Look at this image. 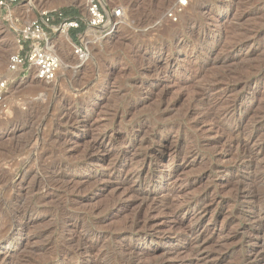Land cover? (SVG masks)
<instances>
[{"label":"rangeland","instance_id":"obj_1","mask_svg":"<svg viewBox=\"0 0 264 264\" xmlns=\"http://www.w3.org/2000/svg\"><path fill=\"white\" fill-rule=\"evenodd\" d=\"M99 1L102 7L120 12L119 17L105 23L108 35L100 30L91 34L84 26L83 32L75 33V38H72L73 32L78 29L67 31L66 43L61 31L47 32L52 40L51 48L62 64L56 80L51 83L21 80L17 73L9 72V56L17 49L14 30L38 19L41 13L49 16L55 28L62 20H70L64 12H74L83 20L84 0H18L12 5L14 26L6 21V12L0 8V80L8 81L0 105V164L4 166L6 160L22 159V154L20 157L15 149L26 151L27 143L31 147L32 135L48 134L49 138L40 145L47 150L45 158L50 159L48 162H60L66 170L73 169L77 180L84 181L78 192L65 195V191H52L54 193L46 196L43 203L35 195V188L37 190V184L45 175L34 171L31 161L28 168L15 166L13 171L10 170V177L5 175L4 179L10 178L13 192H7L12 195L9 198L7 193L1 197L12 201L15 206L11 205V209L29 219L19 217L18 223L23 230L13 235L10 263L44 264L53 255L42 252L43 247L66 235L76 219L80 226L77 234L85 231L94 236L104 231L114 233L127 229L136 210L137 198L149 191L152 195L146 210L154 208L152 216L160 225L151 233H141L140 241L133 240L129 244H143L150 253V264H180V258L184 261L182 264H245L243 257L251 246L242 239L250 241L253 236H250L249 223L241 216L249 206L242 197L256 188L251 192L258 209L264 204V189L257 187L255 166L251 175L240 169L236 178L232 174L223 178L217 176L214 169L221 164H232L242 157L241 151L232 145L231 150L219 158V152H224L227 145L208 143L215 134L207 137L200 131L211 122L210 119L201 120V115L210 102L220 103L212 113L218 115L236 98L244 106L253 98V117L264 114V39L251 42L254 36L264 37V0ZM176 3L180 7L174 13L172 5ZM199 5L211 10L208 18L203 13L205 9H196ZM197 24L200 30L188 35L189 28ZM204 38L206 43L195 45ZM72 45L86 48L83 59L74 55ZM140 79L158 84H141L134 96L133 82ZM248 84H256L255 89H247ZM144 88L151 90L149 97L142 96ZM248 122L250 124L251 120ZM100 131L119 135L107 148L112 154L123 153L126 172L115 176L100 173L112 165H119L113 156L106 158L104 166L94 162L74 169L82 161L86 142ZM58 136L72 139L66 145L65 153L58 152ZM257 141L256 138L255 143ZM256 148L260 152L255 161L262 168L264 147ZM12 154L15 157L10 156ZM158 155H162L161 160H155ZM93 172L98 176L92 177ZM161 172L170 175L161 178ZM206 175L218 184L219 190L222 188L224 194L222 191L221 195L215 196L217 189L206 183ZM121 179H125V188L132 190L130 201H127L132 205L125 211L118 206V200L125 199L123 189L116 190ZM220 179L233 181L232 188L227 189L231 193L220 185ZM237 179L243 180L244 185L239 186ZM167 187L180 189L170 194L165 191ZM206 189L209 193L204 201L209 202L210 207L200 217L197 208L187 206L203 199L201 194ZM18 208L21 210H16ZM93 208H98L97 213H89ZM8 212V209L0 212L3 228L10 226L11 213ZM110 215L113 218L103 223V218ZM169 215L178 218L177 226L172 229L164 226ZM195 226L209 243L198 251L188 249L187 253L180 252L175 258L168 257L170 260L167 258L162 262V255L156 253V249L170 240L171 245L182 248L184 242L178 239L180 230ZM263 240L264 237L253 239L258 250L262 251ZM102 241L96 247L99 250L93 251L94 254L101 253L102 264H132L118 259L116 239ZM263 252L261 264H264ZM53 258L49 264H62L60 257ZM69 264L75 263L70 261Z\"/></svg>","mask_w":264,"mask_h":264},{"label":"bare ground","instance_id":"obj_2","mask_svg":"<svg viewBox=\"0 0 264 264\" xmlns=\"http://www.w3.org/2000/svg\"><path fill=\"white\" fill-rule=\"evenodd\" d=\"M175 2H177V1H175ZM172 6H173V12L176 13V10L179 9V7H180L179 4L176 3ZM197 7L198 8H196V9H198L200 11L201 10L203 11V9H205L203 11V13L206 14V17L211 14V10L209 8H205L202 5H199ZM199 30H200V27L197 24V25H194L193 27L189 28L187 33H188V35L192 36V34H195V32H198ZM88 32L91 33V32H93V30L90 29ZM259 36H257V37L252 36L253 39L251 42L254 43L256 41L261 40L262 38L264 39V37H262V36L259 37ZM61 37L64 39V41L66 43H68L65 31H61ZM206 42H207V40L204 38V39H201L200 41L196 42L195 45L196 46L203 45ZM175 45L178 46V42H176ZM240 46L241 45L236 46L235 48L240 47ZM256 81H258V80H255V82ZM150 83H152V84L154 83L156 86L158 84L157 81L152 80L151 82H147V81H145V79H140L138 81L133 82V88L134 89L132 91V94L134 96L136 94H138L139 85L143 84L145 86H148V85H150ZM255 86H256V84H250V85L248 84L247 89H249V90L253 89L254 90ZM141 93H142V96L146 95L147 97H149L152 92H151V90H149V89L145 90V88H144V90ZM134 96H130V97H134ZM202 101L203 100H201V102ZM205 103H206V100H205ZM219 104L220 103H217V102H215V103L210 102L207 104L206 108L204 109V111L201 115V120L210 119V121H211L210 126H208L207 128H201L200 131L202 133H204V135H206L207 137H209L211 135L213 136L215 134V138H213V140L208 142V143H210L212 145H217V144L219 145V143L220 144L223 143V145H227L226 150L224 152H219V154H218L219 158L224 157L225 152L230 151L232 145H235L236 148L241 151L240 154L242 155V157L239 154L241 158H239V157H238V159L235 158L236 161H234L232 164H230V165L221 164L220 166L216 167V169H214V168H212V169L217 170V176L219 178H223L224 176H226L228 174H232L236 178L240 169H243L244 171L247 170L248 174L251 175L252 172L253 173L255 172V171H253V168L255 166V168L257 170V174L255 176V180L257 182V187L262 188V190H263L264 189V166L262 168H260L262 165L260 164L261 165L260 166L259 164H256V161H257L256 158L260 152V149H258L256 147L257 146L260 148L264 147V114L263 115L261 114V116L259 115V117L256 118L257 115L255 113L256 116H255V118L253 117L254 109H255V108L253 109V106H252L253 98L250 100V102L247 106L246 105L244 106L243 103L240 100H237V98H236V100L231 102V105L228 108H226V109L223 108L220 113L218 112V115L217 114L213 115L212 113L216 110V108L218 107ZM241 106H243V108H242L243 110H241ZM201 108H203V107L201 106ZM193 112H194V110H193ZM193 112H191V113H193ZM134 117L135 116H133V118ZM249 120H251L250 124H248ZM160 131H161V129H160ZM216 134H217V136H216ZM259 135H261V136H259ZM47 137L49 138L48 134H47V136L46 135L44 136L41 133H36V134L32 135L31 136V144H30L31 147H29V143H27V146L25 145L26 149H27L26 151L21 150V149H17V148L15 149V151L18 152V155L22 154V156H23L22 159H20V160H18V159L14 160L13 159L9 162L5 159L6 161L5 160L4 161L7 163L4 164V166L2 165V163L0 164V212L2 213L3 210L5 211L6 209H8L9 210L8 214L11 213V215H10L11 220H9V224H8V222L7 223L5 222L6 225L8 224L10 226H8L7 228H5V227L3 228L2 226H0V264H11L10 260H9L10 245L12 244L14 233L15 232H21L23 230V229H21L22 226L18 223L19 217H21V219H23L25 217V215H21V214H19L18 211L11 209V208H13L12 206H15V205H13L14 203H12V201H9V199L6 200L5 198L1 197V196L5 197L7 195V198H9L12 196V195L9 196L10 193L9 194L7 193L10 191L13 192V190H12L13 185L10 182V178L8 180H6L8 177L4 179L5 175L9 176V174H11L10 172L13 171V170H11L12 168H14L15 166L27 167L28 163L31 161V167L34 168V171L36 169L37 173H41V174L44 173L45 177H43V178L41 177L39 184H37L38 185L37 190L35 188V191L37 192L35 195L40 197L42 202H43V199L45 200L46 196L54 193V192L51 193L52 191H55V192L56 191H63V192L65 191V193H66L65 195H67V192H70L71 194L75 193L76 191L78 192L80 186L84 182V181L83 182L79 181L74 177L73 169L66 170L65 168H63V166L60 164V162H57V161L48 162L50 159L47 160L45 158V156L48 155L47 150L45 147L40 146L41 142L44 141V139H46ZM118 137H119V135L116 134L115 132L109 133L108 131H102V132L100 131L99 134L97 133L95 136L91 137V139H89L88 142H86V147L83 150L84 156L81 157L82 158L81 163L77 164L74 169H78L82 166H86V165L92 164L94 162L104 166L106 158L113 156V160L114 159L118 160L119 165L118 166H116V165L111 166L110 165L111 167H108L106 171L102 170L100 173L104 174L106 172V174H110L112 176L122 174L125 170V167H126V163H125L126 157L123 155L122 152L112 154L110 149L107 148L108 144H111ZM256 138L258 139L257 142L259 144L255 147V144H257V142L255 143ZM71 140L72 139H69V138L67 139L65 137L58 136L56 141L58 143L62 142L60 145L57 143V145L59 147V149L57 148L58 152L59 153H65L66 145ZM127 140H128V138H127ZM251 144L253 147L251 146ZM220 147H221V145H220ZM21 148H24V147H21ZM15 151H13V153H15ZM25 155H26V157H25ZM169 155L171 156L173 154H169ZM10 156H14V155L12 154ZM161 156L162 155H158L157 157L155 156L156 157L155 160H161L162 159ZM11 158L9 157V159H11ZM112 164H114V163H112ZM104 169H106V167ZM125 172H126V170H125ZM93 173H92V177L98 176L97 173H94V174ZM160 174H161V178H165V176L170 175V173L168 174V173H162V172ZM31 175H33V174H31ZM12 179H13V177H12ZM32 180L34 181L35 178ZM32 180H31V182H33ZM135 180H136V178H135ZM118 181L119 182L116 184V190L120 191L121 189H123L124 192H122V193H124V197H125L124 200H120V201L118 200V206L122 209V211H125L128 209L129 205H132V202H130V203L127 202L129 200V198L131 197L129 194L132 193V190L130 188H127V187L125 188V179H123V180L121 179ZM201 181H202V179H201ZM237 181H238V179H237ZM219 182L221 183L220 185L224 186V188H225L224 190H226V191H228L227 189L232 188V186L234 185L233 181H230V180L220 179ZM231 182L233 183V185ZM206 183L212 184V187L214 186L213 189H217V192H215V196L222 194V191H223V190H221L222 188H220V190H219L218 184L213 182V181H210L209 176H207V175H206ZM238 183H239V186L244 185L243 180L238 181ZM34 186H35V181L33 182L32 187L34 188ZM33 188H32V191H33ZM179 189L180 188H177V187H172V188L167 187L165 189V191H166V193L171 194L173 192H176ZM243 189H245V188H243ZM255 189L251 190V191H255ZM32 191H31V194H33ZM251 191L246 192L244 195L242 194L244 196V198L242 197V199H244L246 202H248L249 206L247 207L245 213H242V211H241V213L243 214L241 216L250 225L249 227H250L251 238H252V236H253V239L254 238H260V237L263 238L264 237V204L260 208L257 207L258 209H256L257 203L255 202L256 200L254 201V197L252 196L253 193ZM212 192H214V191H212ZM151 193L152 192L148 191V193H144L143 195H141L140 197L137 198L136 210H135V213L133 214L132 220L129 222L130 224H128L129 226L127 227V229H124V230L119 231V232H114V233L109 232V231L108 232L104 231V232L97 233L94 236H89L88 234H86L85 231H82L79 234H77L76 230H78V229L80 230V226L78 224V221H76L77 220L76 219L75 221H73L74 227H72V229L67 230L68 232L66 235L63 234L58 239V241L54 240V241L47 242V244L43 247L42 252L44 251L46 253L52 254L53 257H57V258L60 257L62 260V264H69L70 261L74 262L75 264H102L104 261L100 255L101 253L100 254L99 253L94 254L93 253L94 249L98 246V243L100 241H102V239H104V240L109 239V241L110 240L112 241V239L113 240L116 239V241H117V246H116L117 251L116 252H117L119 260L125 259V261L127 260V262H129V263L131 262L132 264H150V262H148V256H150V253H148V251L146 250V247L143 244L142 245H137V244L131 245L129 243L133 240L140 241L139 236L141 233H149V232L151 233V231H153L157 226L160 225L159 220H156L152 216L154 208H150V210H148V209L146 210L147 201L149 200L150 196L152 195ZM208 193H209V191L207 189L203 190V192L201 194L203 199H198L197 201L191 203V205H188L187 208L191 207V206L195 207L199 210L198 211L199 216L200 217L204 216L210 207L209 202L206 203L204 201V198L207 196ZM229 193H231V192H229ZM223 194H224V191H223ZM239 198H240V196L236 197L235 199L237 200ZM36 199H37V197H36ZM233 200H234V198H233ZM115 201H116V199H115ZM210 202H211V200H210ZM19 209L20 208H18L16 210H19ZM23 209H24V207H23ZM96 210L98 211V208H95V209L93 208L92 210L89 211V213H92V214L97 213ZM1 213H0V215H2ZM23 213L25 214V212H23ZM3 214H6V213H3ZM195 217L197 218L198 215ZM112 218H113L112 215L107 216L106 218H103L102 222L105 223L107 221H110ZM24 219L27 221L29 220L28 218L27 219L24 218ZM239 219H240V217H239ZM6 221H7V217H6ZM10 222H11V224H10ZM164 223H163L164 226L169 227V229H172V227L177 226L178 218L174 217L173 215L172 216L169 215V216H167V218H165ZM2 225L4 226V224H2ZM24 226H25V224H24ZM103 230H105V229H103ZM203 235L204 234H202V231L199 229V227H196V226L194 228L189 229V230L181 229L179 234H178V239H179V241L182 240V242H184V246L182 248L171 245V243H169L171 241L170 240L169 242H163L156 249L155 252L160 253L162 255V258H163L162 262H164V261H167L168 257H174L175 258L177 256V254H181L183 252L185 253L186 251H188V249L189 250L195 249L198 251L205 244L209 243V241L206 242L204 240L205 237L203 238ZM253 239H251L250 241L249 240L246 241L245 239H242L243 243L249 242L248 244L251 246L250 248L248 247L247 252L243 257V261H244L243 263H245V264H261L262 251H264V240H263V244L261 247L262 248V251H261L260 249L258 250L259 247H258L257 243L253 241ZM102 242L104 243V241H102ZM97 250H99V249H97ZM192 254H193V252H192ZM195 254H198V253H195ZM53 257H49V259H46L44 264L51 263L52 260L54 259ZM178 257H179V255H178ZM64 259H66V260L68 259L69 262L65 261ZM196 259H198V258H196ZM149 260H150V258H149ZM179 263L180 264L184 263L183 259L181 260V258H180Z\"/></svg>","mask_w":264,"mask_h":264},{"label":"built area","instance_id":"obj_3","mask_svg":"<svg viewBox=\"0 0 264 264\" xmlns=\"http://www.w3.org/2000/svg\"><path fill=\"white\" fill-rule=\"evenodd\" d=\"M18 0H0V8L6 12V21L12 26V5ZM84 19L62 20L55 28L51 25L49 16L41 13L40 17L25 26L15 28L16 52L9 56L8 70L17 73L21 80H32L42 83H51L56 80L59 70L62 67L59 56L51 48V38L48 31L57 32L70 29H79L80 25L86 30L106 32L109 34L105 23L120 12L102 7L99 0H84ZM116 25V23L114 24ZM74 55L79 59L85 57L86 48L72 45ZM8 81L0 80V105L6 94Z\"/></svg>","mask_w":264,"mask_h":264},{"label":"trees","instance_id":"obj_4","mask_svg":"<svg viewBox=\"0 0 264 264\" xmlns=\"http://www.w3.org/2000/svg\"><path fill=\"white\" fill-rule=\"evenodd\" d=\"M65 17H69L70 19H78L77 17H76V13H68V12H64V14H63ZM63 16V17H64ZM83 30H84V26L83 25H80V27H79V29L76 31V32H73V37L72 38H75L76 37V34L77 33H81V32H83ZM76 33V34H75Z\"/></svg>","mask_w":264,"mask_h":264}]
</instances>
